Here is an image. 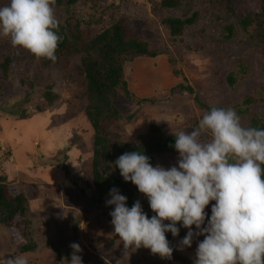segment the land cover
I'll return each mask as SVG.
<instances>
[{
    "label": "rangeland",
    "instance_id": "rangeland-1",
    "mask_svg": "<svg viewBox=\"0 0 264 264\" xmlns=\"http://www.w3.org/2000/svg\"><path fill=\"white\" fill-rule=\"evenodd\" d=\"M178 1L184 6L177 11L162 9L163 0H81L71 10L72 16L55 10L62 23L69 17L82 20L85 25L91 22L93 36L125 20L128 36L146 42L151 52L161 53L155 59L137 57L125 66L131 92L139 98L151 99V102L134 105L120 97L119 104L127 118L133 116L120 124L127 139L146 133L153 124L164 133L191 130L212 106L234 109L244 127H250L254 116H264L261 100L264 99L261 94L264 86L263 44L256 38L259 30L255 33L252 27L240 24L245 14H258L264 1ZM8 2L0 0V6ZM190 4L194 5L192 12L200 13L198 23L184 36L171 37L163 21L175 15L190 16ZM222 7H232L228 12L231 16ZM228 27H233L232 40L224 38ZM170 56L177 65L169 62ZM6 57L12 59V64L8 78L0 69V176L10 180L11 195L21 190L28 198V217L38 248L33 253L21 254L20 246L25 241L14 231L0 226V263L6 264L7 258L24 255L28 264H68L73 252L70 245L76 243L82 249L77 253L82 264H194L203 235L194 236L191 247L183 246L181 241L188 232L184 228L182 238L169 244L173 249L170 259L153 255L150 249L143 247L125 251L111 224L110 212L114 206L106 203L110 199H104L100 208L90 201L93 138H74L86 122L76 114L80 106L77 96L83 92L78 73L80 58H72L67 65L43 70L29 51L13 47L8 38L0 37V65ZM145 62L150 64L145 65ZM148 67L153 70L150 73L153 74L152 81L163 69L158 84L142 83L138 74L149 71ZM176 69L182 74L176 75L173 72ZM230 73L237 79L233 87L227 81ZM30 82L35 85L33 91L37 92L36 104L41 101L44 109H47L42 97L45 87L54 86L58 96L52 108L37 116L31 104L24 103ZM249 99L254 100L248 109L250 112L240 114L239 106ZM18 110H27L31 113L30 118H17L14 114ZM67 121L70 128L61 138L63 129L68 127ZM177 161L178 156H171L159 165L178 167ZM61 165H66L68 171L65 172ZM146 200L143 195V201ZM214 203L211 201L206 207L207 216L202 227L207 226ZM76 221H79V230H75ZM192 230L198 231L195 226Z\"/></svg>",
    "mask_w": 264,
    "mask_h": 264
},
{
    "label": "clouds",
    "instance_id": "clouds-1",
    "mask_svg": "<svg viewBox=\"0 0 264 264\" xmlns=\"http://www.w3.org/2000/svg\"><path fill=\"white\" fill-rule=\"evenodd\" d=\"M54 5L55 0H9L0 6V37L37 59L55 62L63 37ZM172 135L178 167L153 166L141 151L125 152L114 162L155 213L149 218L139 200L127 207V197L110 190L111 224L125 251L143 247L170 259L173 249L165 234L178 236L182 222L188 229L183 246L204 236L194 264H264V129L244 127L234 109L212 106L195 128ZM211 201V216L202 227ZM70 247L68 264H82L79 244ZM6 264L28 261L20 255Z\"/></svg>",
    "mask_w": 264,
    "mask_h": 264
},
{
    "label": "trees",
    "instance_id": "trees-1",
    "mask_svg": "<svg viewBox=\"0 0 264 264\" xmlns=\"http://www.w3.org/2000/svg\"><path fill=\"white\" fill-rule=\"evenodd\" d=\"M80 2L81 0H55L54 9H59L70 15L71 10L77 7ZM183 6L184 4H181L178 0H163L162 5H160L162 9L174 11L180 10ZM193 6L190 4L188 12H191L190 16L189 14L185 16L175 15L163 21V25L169 31L171 37L179 38L184 36L186 31L198 23L200 13L198 11L192 12ZM231 10L232 7L225 8V12L229 16L231 15L228 12ZM243 17L244 19L240 20L242 26L252 27L255 33L259 30L256 38L259 43L263 44L264 50V6H261L258 14L249 13ZM57 19L59 21V34L63 37L56 52L57 60L52 62L47 59L35 58L39 61L43 70L54 66L67 65L72 58H80L78 73L83 83V92L77 96L80 106L77 107L78 111L76 114L85 118L86 122L85 127L81 131L79 129L74 138H80V140H86L89 137L93 138V189L92 194L89 195V199L95 207L100 208L104 205V199H111L109 195L110 190L115 188L119 190L121 195L127 197V207L131 208L139 200L143 211L151 218L155 213L152 212L148 199L143 201V194L138 191L137 187L130 181H124L114 162L125 152L132 151L143 152L144 155L150 158V163L153 166H156L167 157L178 156V152L174 148V135L172 133H164L159 126L153 124L146 133L138 136L135 135L132 139L124 137L120 126L122 122L133 118V116L127 118L121 108L119 104L121 96L134 105L151 102V99L139 98L131 92L126 77L125 66L137 57L155 59L161 53L151 52L146 42L128 36L127 30L124 27L125 20L110 26L97 36H93L92 29L90 28L91 22L85 25L82 20H77L75 17L67 18L64 23L59 18ZM219 20L217 18L218 22H220ZM233 37V27H228L224 38L232 40ZM169 58V62L175 65L177 61L172 56ZM11 64L12 59L6 57L4 63L0 65L1 72L6 78L9 77ZM149 64V62H145V65ZM162 70L156 76V80L153 81L151 80L153 74H150L153 70L150 71L149 69V71L142 72L144 76L141 73L138 76L141 77L142 83L152 81L153 84H158L160 80L158 76L163 73ZM173 72L176 75L182 74V71L178 69ZM227 81L231 87L236 84L237 79L234 73L228 75ZM23 83L26 84L25 82ZM28 87L30 90L28 89V96L25 98L24 103L25 105L31 104L34 110L33 113H36V116L43 111L47 112L53 107L54 102L58 100V96L54 92V86L45 87L42 97L46 102L47 109H44V105L40 103L41 101L37 104L35 102L37 92L33 91L35 90L33 82H30ZM179 87L183 88L181 85ZM261 90V94L264 95V86ZM190 91L192 92V90ZM261 100L264 102V99ZM253 102V99L244 101L239 106L240 114L249 113L250 110L248 112V109L253 105ZM15 106L17 107V105ZM209 109L211 110V108ZM30 114L27 110H18L14 115L19 119H28L30 118ZM250 127L264 129V116H254ZM69 128L68 124V127L63 129L61 138L65 135L66 130L68 132ZM60 167L65 172L68 171L66 165H61ZM53 170H55V167H53ZM10 183L7 176H0V226L14 231L25 241L20 246L21 254L33 253L37 250L38 245L32 237V222L28 217V198L21 190H19L18 194L11 195L9 193ZM83 193L85 192L83 191ZM78 223L79 221H76V225H74L75 230H79ZM177 227L180 229L178 236L174 237L171 232L165 234L169 244L178 242L183 236L182 230L184 227L182 223H178Z\"/></svg>",
    "mask_w": 264,
    "mask_h": 264
},
{
    "label": "bare ground",
    "instance_id": "bare-ground-1",
    "mask_svg": "<svg viewBox=\"0 0 264 264\" xmlns=\"http://www.w3.org/2000/svg\"><path fill=\"white\" fill-rule=\"evenodd\" d=\"M232 106V105H231ZM231 106H229V107H231Z\"/></svg>",
    "mask_w": 264,
    "mask_h": 264
}]
</instances>
